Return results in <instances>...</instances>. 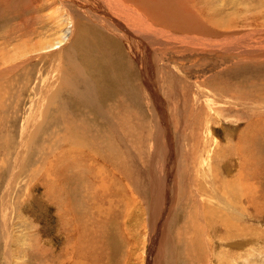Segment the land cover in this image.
<instances>
[{"label": "rangeland", "instance_id": "obj_1", "mask_svg": "<svg viewBox=\"0 0 264 264\" xmlns=\"http://www.w3.org/2000/svg\"><path fill=\"white\" fill-rule=\"evenodd\" d=\"M47 1L0 0V264H126L125 247L133 255L138 251V255H142V246H145L144 264H149L147 255L155 262L158 248L163 258L161 264H187L188 260L183 257L188 256L186 250L191 251L193 241L203 237V233L200 232V236V230L195 229L199 224L194 222L196 217L202 216L200 206L206 213H210L209 207H212L217 215L219 210L228 215L223 207L217 208L205 202L209 199L207 193L210 197L217 196L223 189L212 182L205 186L202 181L204 176L199 172L198 163H203L205 154L202 146L213 144L212 136L203 130L204 124L207 128L211 126L215 137L221 141L217 151H222V161L215 163V160L213 167L217 170L219 182L226 185V179L232 176L229 165L232 158L239 166L243 165V189L235 186L236 189L228 191L230 198H239L241 204L239 209L235 207L239 212L236 216L241 228L240 236L237 245L227 247L226 256L228 259L235 257L237 261L222 264H264V0H132L137 5L131 7L145 10L147 16L164 26L161 27L165 31L172 35L185 34L190 42L189 46L188 42H182L181 47L175 46L179 48L176 54L163 45L169 41L166 36L163 44L152 43L149 53L167 114L170 147L172 145L176 163L171 177L166 176L163 166L164 145L166 153L169 152L166 145L168 136L166 138L164 134L163 140L161 137L164 144L160 141L157 145L155 121L149 116L153 111L148 109L145 98L138 95V101L128 105L137 106L136 110L141 112L142 117L132 110L134 114L126 113L128 122L124 121V115L118 118L121 112L116 104L118 98L127 97L123 89L114 83L118 80L117 75L112 79V85L117 90L112 88V94L108 93L113 98L111 106L104 113L96 114L95 118L90 119L89 112L84 122L69 116L80 115L77 113L80 110L78 100L71 94L76 88L80 89L78 81L71 85L75 88L73 91L65 88L57 90L54 105L42 110L47 121L38 120L39 132L33 133V140H27L23 160H17L21 131L34 114V87L42 86L48 71L56 64L54 57L44 55L43 51L38 52L41 56H33L31 60H27L26 56L27 61L22 59L32 42L40 37L50 39L55 35L53 24L47 22L52 16H49V9L46 10L50 5H44ZM61 2L66 13L69 11L75 16L72 26H68L66 40L70 41L80 19L88 20L79 14L92 13L97 17L92 11L97 5L92 0ZM72 7L75 13L78 10V15ZM149 10L153 11L154 17ZM95 21L98 17L94 18ZM189 23L199 26L200 30L189 31ZM91 26L101 35L106 34L100 26ZM210 29L216 32L210 34ZM202 37L217 43L222 40L223 44L220 47L211 46L206 51L196 49L195 46L201 45ZM222 46H225L224 49ZM65 48L68 50V46ZM66 49L58 55L64 78V71L72 69L69 60L73 57L63 55ZM248 52L257 55H247ZM18 60L24 61L22 65ZM135 61V71L130 75H135L138 70ZM3 68L5 73L1 70ZM138 78L141 81V75ZM217 90L219 92H215ZM125 91L130 94L133 89L129 87ZM219 93L237 97L238 104L235 106L228 102L237 103L230 97H219ZM205 94H215L217 99H224V106H229L227 111H222L217 118V115L207 117L202 107L205 105L202 99L207 97ZM192 101L197 108L195 111ZM245 104L257 108L245 107ZM55 106L62 112L53 119L57 112ZM225 140L233 141L231 149L234 150L228 149V156ZM80 148L84 153L102 156H95L91 161L84 155L82 161L76 158L81 153L77 150ZM111 150H114V160L111 159ZM154 151L157 152L156 158ZM162 179H168L166 195L172 200V208L168 209L166 220L162 215V221L159 218L154 221L161 226H153L151 216H156L155 209L159 212L158 195L160 198L165 196L160 189ZM3 196L7 202H3ZM3 220L7 224H3ZM203 231L208 234H205L207 240L202 244L207 245L209 241L213 246L210 251L208 249L207 256L225 248L222 231L215 227H204ZM216 234L220 236L217 238ZM79 252L83 255L80 256ZM202 257L193 263L205 264Z\"/></svg>", "mask_w": 264, "mask_h": 264}, {"label": "bare ground", "instance_id": "obj_2", "mask_svg": "<svg viewBox=\"0 0 264 264\" xmlns=\"http://www.w3.org/2000/svg\"><path fill=\"white\" fill-rule=\"evenodd\" d=\"M61 1L62 0H60V1L59 0H49L44 4L46 7L48 5H50L49 8H46V10L49 9L48 10L49 16H50V14L52 16H50L49 21L47 20V17L46 16L45 17H46L47 22H50L53 24L52 25L53 30H55L54 37L50 38V39H46L43 37L38 38V40H36L35 42H32L30 44V49L29 50L26 49V54L23 55L24 58H22V59H25L27 57L26 58L27 60H31V58H33V56L35 57V56L40 55L38 52L43 51V52H45L44 55L49 56V57H54V61H56V64H54V66L48 71V77L46 80H44V83L42 84V86L40 88H38V86H37V88L34 87L35 88V96H36L34 101H33V103L35 104L34 105L35 106L34 111H33L34 114H32L33 116H31V120L26 121V126H24L22 131H21L22 132L21 144L19 145V149H18V153H17L20 156L17 157V160H21V159L23 160V153L26 152V149H27L26 148L27 140H28V142L30 140H33V136H34L33 133L39 132L40 127L38 128V125H37L38 120L47 121V119L43 115L42 110H44V108H48L47 107L48 105H54L53 99H54V96H55V93L57 90H59L61 88L62 89L65 88V89H68L70 91H73V89H75V88H72L71 85L76 80L78 81V86L80 87V89L77 90V88H76L74 93H71V92H69V93H71L73 95V98H76V100H78V105H79L78 108L80 110L77 113H80V115L70 114L69 116L74 117V118H79L78 119L79 122H84L86 117L88 116L89 112L91 113V115L89 114L91 116L90 119L95 118L96 114H99L100 112H103V111L105 112L106 109L108 110L109 106H111V104H112L111 101H113V98H112V95H109L108 93H111L112 88L116 89L115 86L112 85V79H113L114 75H117V78L119 81L117 80V82H115L116 81L115 80L114 83L117 84L118 86H120L121 89H123V91L127 97L126 99L123 97H120V98H118L119 99L118 101L116 100L117 101V103H116L117 107L122 112V113L119 112V115H117L118 118L121 117V115H124V117H125L124 121L128 122V115L126 113H129V115H130V112L132 110H134V112L135 111L138 112L140 115L141 112L136 110L137 106L133 108L132 105L131 106H128V105H130V103L133 101H138V95H141L143 98H145V102H147V106H149L148 109L150 108L153 111L152 112L149 109L153 113V114H149V116L151 115L152 119L155 121V124L153 126L155 129V133H157V145L160 144L161 137L163 140L164 134L166 135V138L168 136L166 145H167V150L169 152L166 153V148L164 145L165 153L163 154V158L165 159V162H164L163 166H164V171H165L166 176L169 177L170 175L173 174L172 171H174V165H176V163H174V160H173L174 158L172 156V145L170 147L171 138L169 136V125H168V120H167V114H166V110L164 109V105L162 103V97H160V95H159L160 93L158 91V86L156 84L155 76H154V68H153L154 66L152 67V65H151L152 62L150 60L151 58H150L149 53L151 51V44L154 42H159V43L161 42L163 44V38L166 36H167V39L169 41L167 42V44H163V45L165 47H167V50H169L173 53H176V54L179 52V50H178L179 48L175 47V46L181 47L182 42L183 43L188 42L187 46H189L188 45L190 43L189 39H186L185 34H183L181 36L170 34V32H167L162 28L164 26L161 25V23H159V21L157 22L152 17L147 16V14H146L147 12L145 10L144 11L143 10H136L135 8L131 7V5H137L134 2L135 0L134 1H132V0H92L97 5V8L93 7L92 11L98 15L97 16L98 21L93 22L94 18L97 19V17L95 15H93L92 13L91 14H85V13L79 14V15H82L84 17H87L88 20L81 18L79 21V24H78V28L76 27L74 36L72 37V39L70 41H67L66 39L68 37V26H69V24L72 26V18H75V16L70 14L69 11H68V13H66L65 7ZM88 1H90V0H81V2H88ZM150 1H153V0H150ZM74 3H77V2H74ZM157 3H158V1H157ZM68 5H70V4H68ZM182 6H180V7L182 8ZM75 7H77V6H75ZM165 7H167V6H165ZM63 10H65V12ZM149 11H150V14L154 17L153 11L152 10H149ZM73 12L75 13L74 8H73ZM77 12H78V10H76L75 14L78 15ZM77 15H76V17L78 18ZM92 17H93V19H92ZM158 19H160V17ZM43 22H42V24H44ZM92 24L96 25V26L98 25V27L100 26L99 28L101 30L105 31L106 34L101 35L99 32L95 31L94 26H91ZM189 26H190L189 31L200 30V27L193 24V23H189ZM70 28H71V32H73V28L72 27H70ZM209 32H211L210 34H212L216 31L210 29ZM191 33H194V32H191ZM183 39H186V40H183ZM173 40H175L176 42H173ZM118 41L121 42L123 44V46H121L118 43ZM211 41L212 40H208V39L203 38L201 40V45L199 44L197 46H195V45L194 46L196 47V49H203V50L205 49L204 51H206V49L210 48L211 46L215 45L216 47H220L223 44L222 40H220L218 43L215 41L214 42H211ZM259 41H261V40H259ZM263 42H264V40H263ZM197 43H198V41L196 40V44ZM66 46H68V50L65 48ZM222 47L224 49L225 46H222ZM237 47H239V46H237ZM153 48L154 47H152V49ZM162 48L163 47L161 46L160 49L163 50ZM63 49H66L65 53L63 54L64 56L73 55L72 59L69 60L72 69L64 71L65 72V78L63 75L64 73L60 69V66H59V60L60 59H58L59 58L58 55L62 54ZM251 49H253V47H251ZM74 54H75V56H74ZM179 54H181V52ZM196 54H197V52H196ZM246 54L247 55H253V56L257 55V53H250V52H248ZM30 55H32V56H30ZM166 55H168V54H166ZM184 56H185V54H184ZM183 58H185V57H183ZM134 59L136 60L135 62H137V67H138V70L136 69V73H135L136 76L130 75L132 72L135 71L133 68ZM100 61H101V63H100ZM18 62L21 63L20 65H22V62H24V61L18 60ZM100 64H103L102 65L103 67L98 66ZM60 65H62V64H60ZM64 65H66V64L64 63ZM173 66H175V65H173ZM177 67H179V65ZM1 70L3 72L5 71L4 68ZM160 71H162V70H160ZM140 75H141V81H139V78H138ZM196 78H197V76H196ZM134 79L136 80L135 82H137L136 84L134 83ZM140 82L142 83V85ZM157 82H158V80H157ZM160 85H161V83H160ZM212 86H214V84ZM129 87H131L133 89V92H131L130 94H129V92L125 91ZM212 89H213V87H212ZM140 90L142 91V93H138ZM190 90H192V89L190 88ZM206 90H208V89H206ZM114 92H113V95H114ZM120 92H121V90H120ZM193 92H192V94H193ZM215 92H219V91L217 90ZM198 95L199 94H197V97H198ZM205 95H207V94H205ZM214 95L215 94H213V95L209 94V95H207V97L205 99L203 98L202 99L203 104H205V105L202 107H203V109H205V110H203L204 111L203 113L207 117H209L210 115L211 116L217 115L216 116V118H217L218 115L221 114L222 111H227V107H229V106H227V107L224 106V103L226 101L224 99H221V98L217 99ZM218 96L219 97L220 96L225 97V98L230 97L234 101H237V99H238L235 96H231V95L226 96V93H221V94L219 93ZM67 97L72 99V97L70 95H68ZM198 101H199V99H198ZM228 102L234 104L235 106L238 104V101H237V103H235L233 101H228ZM192 104H194V102ZM194 106H195V104H194ZM244 106L249 107L251 105L249 104L247 106L245 104ZM195 108H196V106L193 109L194 111H195ZM198 108L200 110H202L199 106H198ZM251 108H257V106L256 107L251 106ZM55 110H57V112L54 113L53 119H55L57 117V115L61 114V112H62L60 109H58L57 106H55ZM117 111H118V109H117ZM84 112H86V113H84ZM131 113H133V112H131ZM170 116H171V114H170ZM219 117H220V115H219ZM113 118H115V117H113ZM73 125L75 127V124H73ZM78 125H79V123H78ZM41 127H43V126H41ZM85 127H86V125H85ZM210 127L207 128L206 124L203 125V130H205V132H207V134L210 135V137L212 136L213 144H211L210 146H208V145L202 146L203 148H205V151H204L205 154L203 157V163L202 164L198 163L199 164V166H198L199 172H200V175L204 176L202 181H203L205 186H207L208 184H210V182H212L213 185L215 183L216 186L219 185L218 186L219 189H223V190H221L217 194L218 198H217V196H214V195L212 197H210L209 193H207L209 196V199L207 201H205V200L204 201L208 202L210 204L216 205L217 208L223 207L222 208L223 211H227L228 215H224L225 213L219 209H218L219 211H218V215H217L216 212L214 213V211H216V210L215 209L213 210L212 207H209L210 213L209 212L206 213V211L204 212V209L201 208V206L199 208L200 210L195 209V210L202 211V213H201L202 216H199L198 218L196 217L195 218L196 220H194V222L199 224L197 227H195V229H199L200 231H198V230L197 231L199 232V235L201 234L200 232H202L203 237L200 235L201 238H197L193 241L192 246L189 249L191 251L186 250V253L188 256L187 257L183 256V257H185V259L188 260V261H186L187 264H194L193 263L194 261H199V259L203 258L202 255L205 258V261H206L205 264H213V263L215 264V262H217V264H220V262H221V264H222V262L228 263L230 260H236L237 261V259L235 257H233V258L231 257L230 259H228V258H226V256L228 253L227 247L232 246L233 244L237 245V242H238V239L240 236V229L241 228H239V222H238V218L236 215H238V213H239V212H237L238 211L237 209L240 208L241 204L238 202L239 201L238 197H237L238 200L237 199L232 200L230 198L228 191L230 189L231 190L236 189L235 186L237 188H239V190L243 189V187L241 188V178H243V170L241 168L243 165L241 164L240 165L241 167H240L238 165V163L232 158L230 160L231 164H229V165H231L230 168L232 169V172H233L232 176L226 179V185H222L219 182V180L217 179V170H215L213 167H215V164H214L215 160H216L215 163H217V160H219L220 162L222 161L221 160L222 151L220 150L219 153L217 151V148L219 149V147H220L219 145H220L221 141L219 140V138L215 137L216 135H214V133L210 129ZM79 133H82V131H79ZM122 134L125 135L123 131H122ZM198 136H199V134H198ZM152 137H154V135ZM201 137L202 136H200V138ZM62 142H63V140H62ZM232 142L233 141H231V140H225V144L228 143L227 144V152H228L227 156L230 153L229 150H231V151L234 150V149H231V143ZM79 144H80V142H79ZM162 144H164V143L162 142ZM87 146H89V145H87ZM120 147L121 146H119V148ZM202 147H200V148H202ZM236 147H238V146H236ZM77 150H79L81 153L77 154L76 158H79L82 161L84 160V158L82 157L84 155H86V158H90L91 161H94L95 156L96 157L102 156V155L97 156V155H92L90 153H84V150H82V148L77 149ZM156 150H157V147H156ZM111 152L113 153L111 159L114 160V158H115L114 157V150H111ZM120 153H121V151H120ZM153 153H154V158H156L157 152L154 151ZM121 155H123V154H121ZM239 155L242 156V152H240ZM163 158H162V160H163ZM235 159H237V158H235ZM239 161H241V160H239ZM90 163L88 165H90ZM101 163H103V161H101ZM235 166H236V168H235ZM15 172H17V169ZM167 181H168V179H162V181L159 182L160 183V189L162 191H164L165 196L160 198L158 195V200L160 201V202H158L159 212L157 211V209H155L154 214L156 216H151V224L153 226H155V224H159V226H161L162 224L156 223L157 222L156 220L158 218H159V220H161L162 215L164 216V220H166L167 214H168V209L172 208V203H171L172 200H170V197L168 194L166 195L167 184H168ZM108 188L110 189V187H108ZM214 188H215V186H214ZM233 191H235V190H233ZM155 193H153V195ZM240 193H242V191ZM239 196H240V194H239ZM6 199L7 198L4 197L3 202H7ZM235 200H237V201H235ZM201 204H202V202H201ZM155 207H156V204H155ZM235 207H237V209ZM164 212H166L165 215L163 214ZM196 214L198 215V213H196ZM216 215H217V217H216ZM231 218H232V220H231ZM154 221H156V222H154ZM145 222H147V220ZM2 223L7 224V222L4 220L2 221ZM204 227L205 228H207V227L218 228L220 231H222V234H223L222 238L224 239L225 248L223 250L221 249V251L218 250L219 252L217 254L212 255V256H209V255L207 256V254L209 253V251L213 247L211 242L207 241V245L205 243L202 244L203 241L207 240V239L205 240L204 237L208 234V233L206 234V231H203ZM220 231H218V232L220 233ZM185 234H187V233H185ZM220 234L218 236L216 234L217 238L220 236ZM187 235H189V233ZM215 237H213V238H215ZM81 239H82V236H81ZM226 243H230V244L227 245ZM123 246L124 247L126 246L124 240H123ZM194 246H196V247H194ZM81 247H82V245H81ZM195 248H198V249L201 248V251H198V249H195ZM125 249L126 250H125L124 258L126 260V264H129V262L131 264H132V262H133V264H136V263L144 264L145 246H142V250H143L142 255H138L139 251L133 255V252L129 253L126 247H125ZM203 249H204V252H203ZM208 249H209V251H208ZM80 250H82V249H80ZM156 251L157 252H156L155 262H153V260H151V256L147 255L146 260L149 264H161L163 258L161 259L160 249L158 248ZM202 252H203V254H201ZM74 253H77V252L74 251ZM212 253L213 252H211V254ZM214 253H216V252H214ZM81 254L83 255V253H80L79 255L81 256ZM214 256H217L216 259L214 258ZM152 257H153V254H152ZM218 257H222L223 260H222V258L217 259Z\"/></svg>", "mask_w": 264, "mask_h": 264}]
</instances>
